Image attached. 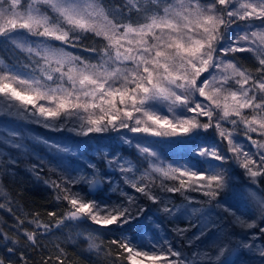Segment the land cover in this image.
Masks as SVG:
<instances>
[{"label":"snow or ice","instance_id":"1","mask_svg":"<svg viewBox=\"0 0 264 264\" xmlns=\"http://www.w3.org/2000/svg\"><path fill=\"white\" fill-rule=\"evenodd\" d=\"M0 43L23 57H0V175L35 161L28 171L65 206L21 218L0 188L14 221L0 218V264H73L61 246L71 233L54 256L40 238L140 221L150 234L110 242L120 264H264V0H0ZM246 52L252 67L236 59ZM33 125L78 139L51 141ZM110 133L135 158L77 150ZM229 163L251 186L237 192Z\"/></svg>","mask_w":264,"mask_h":264},{"label":"trees","instance_id":"2","mask_svg":"<svg viewBox=\"0 0 264 264\" xmlns=\"http://www.w3.org/2000/svg\"><path fill=\"white\" fill-rule=\"evenodd\" d=\"M105 3L112 4H122L124 0H105ZM101 41L99 39H95L91 36H88L84 40V44L86 46H101ZM69 51H73L74 54L77 55H87L81 50L75 49H68ZM242 54V55H241ZM244 55V56H243ZM248 55V56H247ZM95 59V57H91ZM236 59L240 60L241 63L245 64L248 67H252L255 63V60L252 54L239 53L236 55ZM49 140L56 141L52 139V136H47ZM204 137L209 142H216L218 137L216 136L214 130H208L207 133L204 134ZM78 139V138H76ZM76 139L72 137V135L67 138L65 141L74 143ZM242 141H246V138L243 136L241 137ZM90 141L89 144L87 142ZM85 144L81 142L79 144L78 149L85 153L86 159H92L96 162L99 161V157L96 155L98 152H120L123 155L135 158V149L123 145L122 142L118 139L116 133L104 134L97 136L91 140H88ZM223 147V145H221ZM41 155L43 154L40 150L39 152ZM166 159L171 158L167 149H164L162 153ZM44 155V154H43ZM35 161H24L21 160L19 166L14 168L12 172L7 174L0 175V188L3 189L10 197L11 201L13 202L12 207L13 211L17 215H21L23 218L22 213H40L42 219H47V213L49 211H57L58 213L64 211V205L58 204L54 200V193L50 187H47L43 184L42 181H37L34 175L28 171L27 165L29 163H34ZM98 166L104 169L103 164H99ZM225 167L229 168L230 174L234 178L235 187L238 189L245 184V181L242 178V170L239 169L235 164L229 163L226 164ZM47 173L45 172L44 175ZM261 187H264V182L261 183ZM237 199L239 197L237 196ZM4 202V198L1 199ZM0 215L3 220H6L7 223L10 225L12 224L13 217L8 214L6 211L1 210ZM149 225L145 221H140L131 225L126 226L122 230H113V231H106V232H95L93 228L87 224L80 225L79 227L69 226L62 229L61 232H54L51 236L41 237V244L42 246H46L48 250L51 251V254L54 256L56 254V249L54 245L59 241L56 240V237H59L60 240L65 239V234L71 233L72 240L65 241L61 246L65 247L66 252L68 253V258L73 264H120V261L116 259V252L117 249L115 245H112L110 242L114 238H119L122 235H128L131 237H135L139 239L141 235H148ZM9 235H12V232L9 230L7 226L4 229ZM83 232L85 235H77V233ZM88 232H92L94 235H98L100 239L97 243L103 244V251L110 250L111 256L105 258L103 256L98 257L97 254L93 251L90 252L88 250V242L85 238ZM21 246H23L24 241L23 237H20ZM11 246V245H9ZM6 249L4 247H0V255H5ZM43 255H49L48 251H45ZM244 254H241V256ZM32 258L34 261H39L41 259V254L38 252L33 253ZM247 258V257H246ZM8 259L15 260V257H8ZM238 259V258H237ZM258 261V257L256 258ZM126 264V261L124 262Z\"/></svg>","mask_w":264,"mask_h":264},{"label":"rangeland","instance_id":"3","mask_svg":"<svg viewBox=\"0 0 264 264\" xmlns=\"http://www.w3.org/2000/svg\"><path fill=\"white\" fill-rule=\"evenodd\" d=\"M25 3H27V0H25ZM246 54H248V53L246 52L245 55ZM249 54H251V53H249ZM0 57H3L7 62H11L12 60L16 59L17 57L23 59V57L21 56L20 53L14 52L11 49L10 46H5L2 43H0ZM30 127H31L32 131L34 132V134L42 135V136H44L47 139L51 138V137H49V138L47 137V136L51 135L52 139H55L56 141H65L67 138H69L72 135V134L67 133V132H53V131H50V130H45L43 128H40L39 126H34V125L30 126ZM87 141L83 142V144H85ZM244 142L247 143V141H244ZM89 143H90V141L87 142V144H89ZM40 150L42 151L43 154H45L46 150H45V148L42 145L37 146V151L40 152ZM77 150L80 151L79 149H77ZM242 178L245 181V184L242 187L237 189L238 193L243 188L251 186V185H249V183L247 181V178L243 175V170H242ZM1 199H2V197H0V203H2ZM0 217H1V215H0ZM0 243H2V241H0ZM239 259H247V258H246V256L242 255L241 257H238V260Z\"/></svg>","mask_w":264,"mask_h":264}]
</instances>
